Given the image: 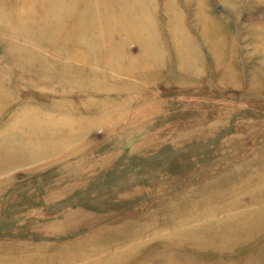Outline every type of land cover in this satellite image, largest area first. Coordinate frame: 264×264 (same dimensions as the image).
Here are the masks:
<instances>
[{
    "label": "rangeland",
    "instance_id": "374dc122",
    "mask_svg": "<svg viewBox=\"0 0 264 264\" xmlns=\"http://www.w3.org/2000/svg\"><path fill=\"white\" fill-rule=\"evenodd\" d=\"M145 1L158 63L138 53L121 74L59 55L74 44L25 37L16 50L3 27L41 7L0 0V141L16 145L0 152V264H264V220L239 217L264 193V0L172 1L207 62L196 73L173 60V6ZM224 222L234 234L215 231Z\"/></svg>",
    "mask_w": 264,
    "mask_h": 264
},
{
    "label": "bare ground",
    "instance_id": "6f19581e",
    "mask_svg": "<svg viewBox=\"0 0 264 264\" xmlns=\"http://www.w3.org/2000/svg\"><path fill=\"white\" fill-rule=\"evenodd\" d=\"M33 0H27L30 2ZM41 7V14H30L29 18H20V15H15L16 21H10L8 25L4 26L3 29L8 31L10 34L15 35L12 40L13 48L21 50L22 45L18 43L17 38L28 37L31 40H49L50 44L56 46L57 44L63 43L65 47L70 49L74 44L72 51H66L65 49L59 54L60 56H70L72 60L84 61L95 65V69L99 70V66L109 68L112 71L125 74L126 70L131 69L132 66L141 67L137 63H132L136 55L139 53L141 56H151L158 61L159 54L154 42V34L151 30V20L149 16H142L140 13L144 12L143 6H146L145 0H34ZM169 4L173 7L169 9L168 13L170 18L168 20L169 27L171 30H178V40H176L175 48L173 50V60L179 67H183L189 73H196L199 67V62L202 60L205 64L206 60L201 58L197 45L193 42L188 34L179 26V18L177 16V10L174 9L176 3L173 5L174 0H168ZM21 6V4H20ZM22 7V6H21ZM9 16L0 6V18ZM200 24V25H199ZM199 26L202 33L206 30L212 32V42L206 41V44L212 51V54H217L215 46H221V38L218 37L219 33L214 30V22L205 15L200 16ZM125 25L124 31L122 27ZM36 30V35L33 34V30ZM127 33L138 35L135 36L134 41L131 43L125 42L120 36ZM206 39L209 34H205ZM90 38H93L92 41ZM210 39V40H211ZM89 42V45H81ZM102 42V43H101ZM103 45V48L99 51H95L94 48ZM214 43V44H213ZM264 43V42H263ZM79 44L81 46H79ZM11 46V43H10ZM140 48V50L137 49ZM134 48L136 50H134ZM261 50H264L262 45ZM87 52L90 53L87 57ZM32 55V54H31ZM100 56L102 61H96V58ZM65 60L64 58H60ZM221 59L219 56L214 58V61ZM141 59L139 63H144ZM103 62V63H102ZM226 61L224 60L223 63ZM156 62L155 64H157ZM207 63V62H206ZM215 66L211 64L215 69H221L222 63ZM224 65H228L226 62ZM93 70L92 68H90ZM64 70L68 73H74V69L70 66V62L64 67ZM95 72V70H93ZM101 71V70H100ZM140 72V71H139ZM92 76V82L95 84V80L103 81L104 84L109 82L107 75ZM73 76V75H72ZM228 75L224 74L225 80ZM81 81L80 77H78ZM97 85V84H95ZM99 86V85H97ZM6 98V97H5ZM2 97H0V100ZM0 141V152L8 151L12 153V149L16 145L12 144L11 141ZM9 144V145H8ZM19 148L25 154L31 153L34 157L40 154L41 151L38 147H31L27 142L21 141ZM51 147L47 148L50 150ZM45 149V150H47ZM15 150V149H14ZM19 152L20 151H16ZM5 153V152H4ZM3 153V154H4ZM5 155V154H4ZM21 157V156H20ZM250 200L245 204L248 208L244 210L240 215L241 226H255L259 221L264 220V205L261 207L257 204L258 198H264V193L260 197L249 195ZM237 226L232 224L227 225L225 222L221 223L220 226L215 228V231L220 235L234 234V229Z\"/></svg>",
    "mask_w": 264,
    "mask_h": 264
}]
</instances>
